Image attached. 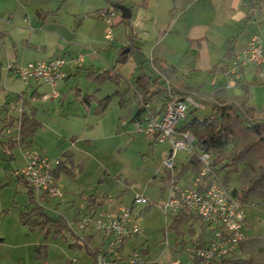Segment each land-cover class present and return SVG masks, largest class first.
I'll return each instance as SVG.
<instances>
[{
  "label": "rangeland",
  "instance_id": "obj_1",
  "mask_svg": "<svg viewBox=\"0 0 264 264\" xmlns=\"http://www.w3.org/2000/svg\"><path fill=\"white\" fill-rule=\"evenodd\" d=\"M121 1L120 3L124 6L131 7L132 16L120 21L118 16L114 17L109 26L108 36H105V24H102L101 19L96 16L97 11L110 6L106 0L49 1L47 7L58 8L57 24L68 29L71 35L75 36L74 45L82 50L81 52L96 49L99 53L96 61L100 67L114 69L120 72V76L117 83L106 81L99 86L97 95L99 97L107 95L102 105L96 107V103L92 102L88 112L81 110L82 113L87 114L88 121L93 127L87 129L86 135L74 134L72 141L71 134H68L64 126L49 119L51 115L54 117L56 109L62 115L66 111L73 113L78 110L79 102L73 93L64 91L63 102L57 103L55 110L52 107L49 110L47 106L50 97L45 102L35 101L34 106L37 107L38 115L47 121V126L40 125L28 138V142L36 148H42L45 155L47 154L51 159L60 156L63 150L69 148L73 151L74 160L77 163L74 180L69 179L67 175L61 176L62 182L59 187L61 196L50 195L45 200L40 199L41 205L49 215L63 214L66 219L72 221V217L78 213V210L80 212L85 210L84 206H80L82 198L78 195L82 191L106 194L103 205L97 209L106 212H115L119 206H129L133 195L140 193L155 204L147 209H144L145 206L138 205L132 207V213L139 216L140 233L136 239L125 242L128 246L124 250L140 245L148 246L151 249L150 258L142 264H156L155 261L166 263L169 258V247L174 246L177 238L173 229H166V223L171 219L170 213L158 206L164 202L168 191L165 176L167 169L163 165V159L170 146L167 141L149 142L142 132L133 128V122H130V117L138 105L137 92L133 88L135 76L141 72L148 73L147 62H143L144 67H140L139 61L152 57L153 48L170 49L167 59L178 62L181 71H187L185 68L187 57L180 60L187 49L184 41L186 22L202 20L212 25H225L227 30L233 29L235 34L241 35L240 37H247L253 32L259 33L264 43V25L260 26L264 24V14L259 18V23L249 21L231 26L227 22L229 13L221 7V0ZM145 1L148 3L146 4ZM45 2L46 0H0V18L3 13L7 15L6 18L0 19V28L11 14L10 12L13 14L11 17L15 15L21 17L30 7H39ZM112 8L116 12L119 11L113 6ZM79 20H82V24L78 26ZM89 37H95L96 40ZM126 48L129 50L123 53L122 50ZM4 54V46L0 44V65L5 68L13 59H5ZM194 75L191 73L190 79ZM205 76L206 74L202 75V77ZM206 81L205 89L210 87L212 80L207 79L206 76ZM76 83L82 89L81 91H92L97 87L94 83L85 81L83 77H78V80L67 82L68 85L64 89L68 90L69 85L73 86ZM14 85L20 89L22 81L16 79ZM116 90L119 93L115 92ZM258 95L261 98L262 92ZM11 96L10 93L9 97ZM119 98L124 99V106L117 102ZM256 98L252 101L261 103ZM192 102L189 101L190 104ZM194 105L198 108L187 112L185 119L193 115L203 117L208 113V107L204 105L200 107L196 103ZM96 108H98L97 111ZM10 133L16 134V127H12ZM8 135L3 132L1 138ZM13 155L15 158L10 161H5L0 156V264L32 263L34 246L44 242L31 219L29 221L31 226L20 220V215L26 214L34 203L27 193L26 186L12 176L13 170L23 163L18 148L13 150ZM188 158L187 152L177 151L175 161L184 162ZM218 176L223 179L224 172L219 171ZM234 176L235 173L232 172L230 177L234 178ZM184 180L185 178L180 177L178 182L181 184ZM68 195L72 196V199L68 198ZM244 211V232L264 236V204L255 206L247 204L244 206ZM71 228L74 230V222ZM185 229V227L181 228L184 234L179 238L188 239ZM86 231L93 232V228L87 227ZM92 244L95 245L96 241ZM46 249L45 264H61L73 257L78 258L79 263L90 261L83 250L67 247L59 237H48ZM180 257L184 258L183 255ZM119 264H125V260H121Z\"/></svg>",
  "mask_w": 264,
  "mask_h": 264
},
{
  "label": "trees",
  "instance_id": "obj_2",
  "mask_svg": "<svg viewBox=\"0 0 264 264\" xmlns=\"http://www.w3.org/2000/svg\"><path fill=\"white\" fill-rule=\"evenodd\" d=\"M106 2L113 5L122 1L106 0ZM252 3L251 6L254 5V2ZM129 8L131 10V7ZM96 16L98 17V15ZM234 44L235 37L233 36L228 37L225 41L226 55L230 60L235 55ZM143 62H147L148 73L138 75V86L135 89L138 107L130 121H143L147 110L152 116L159 115L165 100L173 95L180 99L190 97L194 103L208 107V113L203 117L193 115L186 119L183 124H179V130L189 131L193 135V151L188 153L189 160L182 170L189 169L193 173L192 176L196 174L202 167L198 154L206 152L210 157L209 168L211 172L218 179H220L218 172H224L225 177L220 180L231 188V194L236 201L243 207L247 204L254 206L264 204V104L250 103V92L246 86L241 94H224L218 89L210 94L202 95L192 91L189 87L177 86L169 79V72H174L175 69L173 65L165 68L153 57L140 60L141 67H144ZM100 74L97 76L100 77ZM18 97L24 99L23 93H18ZM83 99L86 100V97ZM193 102L192 104L188 103L186 113L198 108ZM144 104H148L147 109L143 106ZM18 109L17 116L7 115L0 118V122L3 123L0 127V152L9 155L10 160L13 158L12 150L29 146L28 138L40 126L32 112L28 113L21 105ZM6 127H18V138L15 136L1 138L3 136L1 135L2 131ZM65 161L63 160L60 165L58 164L57 172L61 171L67 175L73 174V168L65 164ZM232 172L235 173L234 178L230 177ZM167 173L171 174V171H167ZM12 176L14 175L12 174ZM15 177L26 188H29L21 177ZM27 193L34 204L26 214L20 215V220L29 225L31 219L34 223L33 226L37 227V231L42 235L44 242L34 246V261L32 263L19 262L18 264H45L47 261L46 243L50 236L61 238L69 248L83 250L90 258L86 264H97L96 254L103 243L102 238L100 244L93 245L90 240L94 234H88L84 232L85 230L81 233L73 230L63 214L49 215L41 205L40 199L30 189H27ZM105 197H107L106 194L101 196L89 195L84 214L91 216L103 204ZM153 204H155L153 201H149L144 209L153 206ZM168 213H170L171 219L166 223V229H173L177 234L174 246L169 247V258L183 255V259H189L191 250L196 247V242L203 245L209 238L204 231L205 225L200 216L183 210L168 211ZM182 227L186 228L188 239L179 238L184 234L181 230ZM130 250L141 254L142 263L150 258L151 249L148 246L140 245ZM175 254L177 255L175 256ZM121 255L120 259L114 260L111 264H119L121 260H125L124 253ZM61 264L82 263H79L75 258H68ZM125 264L128 263L125 261ZM156 264L164 263L156 262ZM213 264H264V236L246 234L243 230V237L238 242L236 250L228 256L219 258Z\"/></svg>",
  "mask_w": 264,
  "mask_h": 264
},
{
  "label": "crops",
  "instance_id": "obj_3",
  "mask_svg": "<svg viewBox=\"0 0 264 264\" xmlns=\"http://www.w3.org/2000/svg\"><path fill=\"white\" fill-rule=\"evenodd\" d=\"M49 1L50 0H46L47 3L45 2L43 4H40L41 6L39 7H30L25 13L23 12V16L21 17H18L16 15L11 17V15L13 14L12 12H10L11 14L7 17L5 23L2 24V27L0 28V44L4 46V58L13 59L11 60V62L14 65H21L29 61L43 60L52 56H65L66 58H70L73 56L81 55V65L77 67L65 66L64 68L66 70V76L56 82L54 86L37 82L33 79H29L27 82H23L20 78L11 76V74L6 71V66L4 68L0 65V118H4L7 115L13 117L17 116L19 112L18 108L21 105L28 113L32 112V115L35 116V119L40 123V125L47 126V121L43 120L38 115V110L37 107L34 106V102H45L46 99L50 97L47 106L49 110L51 107L55 110V107L57 108V103L61 104L63 102V96L65 95L64 91H71L74 97L79 102L78 110H75L73 113H69L68 111H66L62 115L59 114L60 111L56 109L54 111V117L51 115L49 120H52L56 124L58 123L61 126H64L65 129H67V131L69 132L68 134H71L70 140L72 141L74 134L83 133L84 135H86L87 129L93 127V125L88 121L87 114L82 113L81 110H86L88 112L91 108L92 102L96 103V107L102 105V102L105 100L104 98L107 95L104 97H99L97 95L99 86H101V84L106 81L117 83L120 72H116L114 69H109L108 67H100V65L96 61L99 58V53H97L96 49L81 52L82 50H79L73 43V40L76 41L75 39H73L75 38V36L71 35L72 33L69 32L68 29H65L57 24L58 20L56 16L58 8L51 9L47 7ZM145 2L146 4L148 3V1ZM252 2H254L253 6H251V4H253ZM220 3L221 7H223V9H225L229 13L227 22L231 26H235V24L239 25L241 22L247 23L249 21H258L259 23V18L262 16V14H264V0H221ZM110 6L112 7V5ZM201 11L202 10H200V12ZM117 12L114 17L118 16L119 21L121 19L123 20L124 18L121 17L120 11ZM132 12L133 11L131 9L130 16H132ZM6 16L7 15L3 13L1 18H6ZM101 23L103 24V22ZM80 24H82V20H79L77 23L78 26ZM219 25H212L211 23L202 20L197 22L193 21L191 23L186 22L185 26L187 27L184 33V41L186 42L187 49L186 54L182 55L180 60L182 61L187 57V66L185 67L187 68V71H181V69L178 67V62H173L167 59V56L171 51L170 49L162 50L153 48L152 57L157 59L165 68L169 65L174 66V72H169V79L177 86L189 87L192 91L201 93L202 95L210 94L214 90L218 89H220L224 94H241L244 87L246 86L250 92V103L256 105L264 104V86H262L264 85V64L260 66L251 64L243 66L240 70V77L238 81L232 84L230 87H226L227 77L225 75V71L231 64L232 60H230L226 55V39L231 36L235 37L234 53H236L246 43L248 38L255 32L251 33L247 37H240L241 35L235 34V31H233V29L227 30L225 25ZM261 25L264 24H260V26ZM89 38L96 40L95 37ZM262 45H264V43H262ZM105 63L106 62H104V64ZM191 73L195 74L192 79H190ZM97 74H100L101 76L98 77ZM142 74L145 73L141 72L138 75ZM204 74H206L207 79L209 78L210 80H212V82L210 83V87L207 89H205V85L207 82L206 76L202 77V75ZM138 75L135 76V82L133 83L134 89H136L138 86ZM78 77H83L85 81L92 82L97 87H95L92 91H81L82 89L76 83L73 86L69 85L68 90L64 89L65 86L68 85L67 82L78 80ZM16 79H20L22 81V87L20 89H17V87L14 85ZM20 92L23 93L24 99L18 97V93ZM53 92L55 93L53 94ZM115 92L119 93L118 90H116ZM260 92H262L261 98L258 95ZM10 93L12 94L11 97H9ZM256 94L258 95L257 98ZM83 97H86V100L83 99ZM254 98H256L258 102L260 100L261 103L252 101ZM123 101V98H119L117 102L124 106ZM199 105L200 104H198V106ZM200 107H202V105H200ZM9 108L13 110H10ZM97 109L98 108H96V111ZM185 120L186 119L183 118L179 122V124H183ZM0 124L2 127L3 123L1 122ZM3 132L4 130L2 131L1 135H3ZM8 136H15V133H9ZM87 140H89V138H87ZM29 146L34 147L30 142ZM37 149L45 155L42 148L39 147ZM13 150L12 159L15 158L13 155ZM45 156L48 157L47 154ZM1 158L5 161H10L9 155L5 153H1ZM53 159H59V165L61 161H65L66 159L65 164L73 168V174L67 175L61 171L57 172V168H59L58 164V166L55 165L53 167L52 176H54L53 178L57 181V184H59V186H61V176L63 175H67V177H69V179L71 180H74L76 178L75 166L77 165V163L74 160L73 151L67 148L61 152L60 156H55V158ZM188 160L184 162L175 161L174 168L172 169L171 174L167 173L165 175L167 177L166 184H168L171 179H175L176 181H178L180 177L185 178L183 183L189 182L190 177L193 173L189 169L182 170ZM168 176L174 177L169 178ZM91 194L101 196L104 193H85L84 191L80 192L78 194L80 198H82L80 206H84L83 209L85 210L81 212L78 210V213H76V215L72 217V221H69L67 219L70 227L73 226L74 220L85 213L88 203L87 198ZM39 195V199L45 200L49 197L45 193H40ZM68 198L72 199V196L68 195ZM71 199L70 201L72 202ZM84 232H87L88 234H94L90 241H96L95 245L102 242L101 235L94 230L93 232H88L86 230ZM127 246L128 243H125L124 248H127ZM124 248L123 252L125 255L130 249L128 248L129 250L126 249L125 251ZM73 258L77 259L78 261V258Z\"/></svg>",
  "mask_w": 264,
  "mask_h": 264
},
{
  "label": "built area",
  "instance_id": "obj_4",
  "mask_svg": "<svg viewBox=\"0 0 264 264\" xmlns=\"http://www.w3.org/2000/svg\"><path fill=\"white\" fill-rule=\"evenodd\" d=\"M97 15L105 24V36H108L109 26L116 15L115 9L106 7L99 10ZM81 62V55L70 58L52 56L21 65L8 62L6 71L23 82L33 79L54 86L66 76L65 66L77 67ZM248 64L255 66L264 64V45L259 33H253L235 53L225 71L226 87L238 81L241 68ZM189 101H192L190 97L180 99L175 95L170 96L165 100L159 115L152 116L147 110L143 121L136 120L132 123L133 128L142 132L150 142H169L170 149L163 159L167 171H172L174 168L177 151L187 153L193 151V135L189 131L179 130V122L185 116ZM143 106L145 109L148 108V104ZM11 128L6 127L4 132L9 134ZM17 130L18 127H16V138H18ZM19 150L23 163L14 169L12 174L21 177L38 198L40 193L61 196L60 186L52 176L53 167L59 163V159H49L31 146H24ZM209 158L206 152L198 154L202 164L201 169L190 177L188 183L180 184L171 179L166 198L161 205H158L165 212L183 210L200 216L205 225L204 231L209 238L203 245L196 242L189 259L168 258L164 264H213L219 258L234 252L243 237L244 207L233 198L231 188L211 172ZM149 201L146 196L135 193L129 206H119L115 212L96 210L91 216L82 214L77 218L74 222L76 231L81 232L91 227L101 235L103 243L96 254L97 264H111L121 258L124 243L129 239H136L140 233L139 216L132 213V207L145 206ZM125 256L128 264H141L143 261L141 254L134 250H129Z\"/></svg>",
  "mask_w": 264,
  "mask_h": 264
},
{
  "label": "water",
  "instance_id": "obj_5",
  "mask_svg": "<svg viewBox=\"0 0 264 264\" xmlns=\"http://www.w3.org/2000/svg\"><path fill=\"white\" fill-rule=\"evenodd\" d=\"M113 7H115L116 9H118L121 13V17L122 18H129L130 17V8L124 6L122 3H115L112 5ZM128 51V48L124 49L123 52Z\"/></svg>",
  "mask_w": 264,
  "mask_h": 264
}]
</instances>
